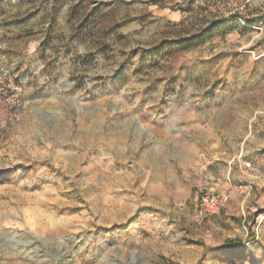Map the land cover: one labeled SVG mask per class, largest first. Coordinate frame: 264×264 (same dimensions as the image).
I'll use <instances>...</instances> for the list:
<instances>
[{"label":"rangeland","instance_id":"1","mask_svg":"<svg viewBox=\"0 0 264 264\" xmlns=\"http://www.w3.org/2000/svg\"><path fill=\"white\" fill-rule=\"evenodd\" d=\"M0 264H264V0H0Z\"/></svg>","mask_w":264,"mask_h":264},{"label":"built area","instance_id":"2","mask_svg":"<svg viewBox=\"0 0 264 264\" xmlns=\"http://www.w3.org/2000/svg\"><path fill=\"white\" fill-rule=\"evenodd\" d=\"M223 205L224 200L219 195L202 193L198 198V206L195 211L196 220L201 221L216 214Z\"/></svg>","mask_w":264,"mask_h":264}]
</instances>
